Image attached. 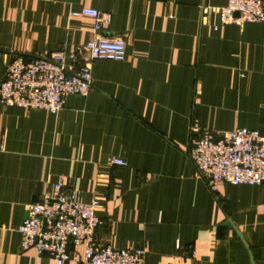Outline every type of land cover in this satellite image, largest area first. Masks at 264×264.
<instances>
[{
	"label": "crops",
	"instance_id": "1",
	"mask_svg": "<svg viewBox=\"0 0 264 264\" xmlns=\"http://www.w3.org/2000/svg\"><path fill=\"white\" fill-rule=\"evenodd\" d=\"M227 0H0V79L16 57L71 52L110 15L122 62L89 60L92 87L56 116L0 104V264H55L20 249L30 204L63 178L97 197L99 242L145 264H264V184L212 192L188 156L192 125L264 136V22L221 25ZM111 157L124 162L112 165ZM82 250L65 264H78Z\"/></svg>",
	"mask_w": 264,
	"mask_h": 264
},
{
	"label": "built area",
	"instance_id": "2",
	"mask_svg": "<svg viewBox=\"0 0 264 264\" xmlns=\"http://www.w3.org/2000/svg\"><path fill=\"white\" fill-rule=\"evenodd\" d=\"M73 15L91 17L94 36L69 53L59 50L28 60L14 58L0 79L2 106L43 110L56 116L63 110L68 96H86L91 89L89 60H125L124 40L98 36L107 28L109 14L83 8ZM219 15L221 25L262 23L264 0H227ZM191 134L188 156L212 192L223 183L264 184V136L257 131L237 128L217 132L199 129L193 124ZM109 162L124 165L115 157ZM102 209L103 202L99 198L82 202L60 178L40 202L29 205L26 218L16 229L20 249L33 248L38 255H49L55 264L74 259L78 248L82 250L78 264H145L144 248L117 249L107 241H98L96 230L104 224L98 215Z\"/></svg>",
	"mask_w": 264,
	"mask_h": 264
},
{
	"label": "water",
	"instance_id": "3",
	"mask_svg": "<svg viewBox=\"0 0 264 264\" xmlns=\"http://www.w3.org/2000/svg\"><path fill=\"white\" fill-rule=\"evenodd\" d=\"M235 16H238V14H235Z\"/></svg>",
	"mask_w": 264,
	"mask_h": 264
}]
</instances>
